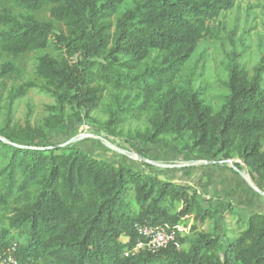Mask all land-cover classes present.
Instances as JSON below:
<instances>
[{"label":"trees","instance_id":"trees-1","mask_svg":"<svg viewBox=\"0 0 264 264\" xmlns=\"http://www.w3.org/2000/svg\"><path fill=\"white\" fill-rule=\"evenodd\" d=\"M236 1L135 0L114 21L122 0H0L51 14L50 20H21L4 8L3 52L17 59L50 47L58 51L39 58L40 82L27 81L8 95L0 126V211H13L10 228L22 242L0 228L1 252L16 243L21 264H264V211L257 210L240 218L245 228L236 238L216 227L179 236L180 243L190 242L185 250L172 244L127 255L142 239L137 224L187 225L194 218L196 229L217 211L186 183L97 158L75 143H40L49 135L43 126L12 124V104L33 88L54 97V128L89 116L111 87L102 123L108 134L119 135L127 120L148 114L150 126L137 130L133 141L158 144L174 135L185 151L205 159L235 153L257 185L264 183V57L254 75L232 62L228 95L217 112L192 84L175 82L211 32L210 22ZM18 71L12 63L0 68V114L7 80Z\"/></svg>","mask_w":264,"mask_h":264},{"label":"rangeland","instance_id":"rangeland-1","mask_svg":"<svg viewBox=\"0 0 264 264\" xmlns=\"http://www.w3.org/2000/svg\"><path fill=\"white\" fill-rule=\"evenodd\" d=\"M134 1L122 0L119 12L114 14L112 19L115 21L124 10L133 5ZM4 8H9L12 14L21 20L31 16L38 19H51L48 10L33 13L17 2L0 5V16L5 12ZM56 24L65 29L63 24ZM210 27L211 32L199 42L196 51L185 63L175 82L178 86L192 84L200 91L205 104L211 105L217 112L228 95L225 81L229 78L232 62H236L250 75H254L255 67L264 57V0H237L233 8L222 11L215 20L211 21ZM1 29L3 25L0 24ZM46 53L57 56L58 51L50 47L15 59L3 52L0 46V68L7 63H12L19 68V71L14 72L7 80L4 101L1 104L0 126L7 118L10 90L27 81L40 82L35 70L39 58ZM155 55L156 52H153V56ZM111 91V87L105 90L99 106L89 116L74 118L62 126L53 128L50 125L53 120L50 107L55 104V99L51 94L42 92L39 88H33L12 104V124L24 126L30 122L32 125L43 126L49 135L39 142L48 145L67 143L86 134L103 136L104 140L87 136L72 143L97 158L153 173L164 179L186 183L191 189H196L203 204L210 206L217 213L215 217L207 218L203 223L198 222L197 228L191 229L187 234L192 237L203 232H214L218 228L226 237L236 238L245 228L244 222L240 220L241 217L248 218L252 211H264V197L255 192L246 179L232 167V163L240 162L241 166L238 168L250 175L245 161L235 153L230 158L220 156L219 160L226 161L224 164L193 165L181 168L158 167L121 153L119 150L130 152L136 150L162 163H187L203 158L201 155L185 151L181 142L175 140L174 135H164L163 141L158 144L133 141L137 130L144 131L150 126L147 120L148 114L139 119L127 120L119 127V135L108 134L103 130L102 123L108 118L107 108L112 101ZM67 111L70 112L69 107ZM106 140L119 150L107 145ZM258 186L263 189L264 183L258 182ZM12 214L13 211L10 209L0 211V228L9 229L14 239L22 242L18 231L10 228L9 217ZM219 216L221 221L216 225V219ZM189 223L193 225L194 218H190ZM189 247L190 242H181L178 248L185 250Z\"/></svg>","mask_w":264,"mask_h":264},{"label":"built area","instance_id":"built-area-1","mask_svg":"<svg viewBox=\"0 0 264 264\" xmlns=\"http://www.w3.org/2000/svg\"><path fill=\"white\" fill-rule=\"evenodd\" d=\"M137 231L142 236L134 248L127 252L131 254H138L143 251L148 252H159L162 249L169 247L172 244H176L179 247V236L183 237L190 233L192 228V223L185 224H149L142 223L137 224ZM0 264H21L16 255V243L10 246L5 251H0ZM33 264V263H28Z\"/></svg>","mask_w":264,"mask_h":264},{"label":"water","instance_id":"water-1","mask_svg":"<svg viewBox=\"0 0 264 264\" xmlns=\"http://www.w3.org/2000/svg\"><path fill=\"white\" fill-rule=\"evenodd\" d=\"M87 136L104 140L103 136L95 135V134H86V135H81L78 138H74L70 142L63 143V144H57L54 147L65 146V145L71 144L72 142L78 141V140H80L84 137H87ZM106 142H107V145H109L110 147L118 149V148L114 147L111 143H109L107 140H106ZM52 147L53 146H48L47 148H52ZM119 151L125 155H130L134 159H140L141 161L146 162L148 164L155 165L158 167H163V168H181V167L193 166V165H204V166H206V165H218V164H224L226 162L224 160H211V159L202 158V159H196L194 161L187 162V163H162V162L155 161V160L143 155L142 153H140L136 150L132 151V152L126 151V150H119ZM244 165H245V163H244ZM232 167L246 179L248 184L251 186V188L255 192L259 193L260 195H262L264 197V190L261 189L257 185V183L253 180V178L249 174L240 170L234 163H232Z\"/></svg>","mask_w":264,"mask_h":264}]
</instances>
